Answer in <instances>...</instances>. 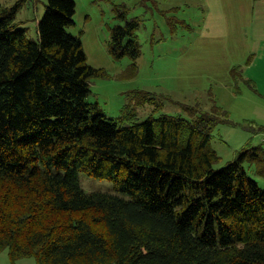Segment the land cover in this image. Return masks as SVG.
<instances>
[{
    "label": "trees",
    "instance_id": "trees-1",
    "mask_svg": "<svg viewBox=\"0 0 264 264\" xmlns=\"http://www.w3.org/2000/svg\"><path fill=\"white\" fill-rule=\"evenodd\" d=\"M17 11L0 2V253L37 264H264V189L244 166H264V149L248 145L214 168L210 139L228 112L188 106L189 118L123 126L132 111L115 119L87 100L89 78L107 72L66 30L75 1L47 0L37 39ZM138 27L111 28L114 57H139ZM79 170L131 198L84 191Z\"/></svg>",
    "mask_w": 264,
    "mask_h": 264
},
{
    "label": "rangeland",
    "instance_id": "rangeland-1",
    "mask_svg": "<svg viewBox=\"0 0 264 264\" xmlns=\"http://www.w3.org/2000/svg\"><path fill=\"white\" fill-rule=\"evenodd\" d=\"M74 22L66 30L81 39L87 63L106 70L89 78V102L118 119L125 109L134 117L123 126L150 115L190 117L188 106L228 112L218 124L210 146L220 156L214 168L234 160L248 145L264 149V0H74ZM18 8L16 21L37 39V23L47 0H0ZM123 14V15H122ZM125 16L126 18H122ZM136 19L140 55L116 58L109 50L111 28ZM251 78L253 82L242 78ZM153 95L155 102L137 104L134 93ZM248 174L264 189V166L245 162ZM62 172L64 170H61ZM86 192H109L125 199L114 181L78 171ZM0 264H37L34 257L12 261L8 250Z\"/></svg>",
    "mask_w": 264,
    "mask_h": 264
},
{
    "label": "crops",
    "instance_id": "crops-1",
    "mask_svg": "<svg viewBox=\"0 0 264 264\" xmlns=\"http://www.w3.org/2000/svg\"><path fill=\"white\" fill-rule=\"evenodd\" d=\"M242 73H243L242 78H244V69H243ZM244 79H246V77ZM246 80H249L250 82H253V80L251 78H247Z\"/></svg>",
    "mask_w": 264,
    "mask_h": 264
}]
</instances>
